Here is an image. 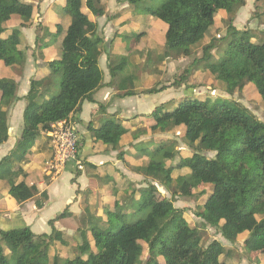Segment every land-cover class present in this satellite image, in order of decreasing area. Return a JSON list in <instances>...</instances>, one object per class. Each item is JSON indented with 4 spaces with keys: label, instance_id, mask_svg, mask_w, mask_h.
<instances>
[{
    "label": "trees",
    "instance_id": "obj_1",
    "mask_svg": "<svg viewBox=\"0 0 264 264\" xmlns=\"http://www.w3.org/2000/svg\"><path fill=\"white\" fill-rule=\"evenodd\" d=\"M35 1L0 0V63L5 67H23L26 62V53L20 49V29L32 24ZM141 1L148 0H115L117 4H127L128 7ZM245 5V0H160L157 7L143 9L166 25L162 59H174L180 53L189 57L198 47L203 54L206 53L220 39L213 38L207 45H201L207 34L214 30L217 32L214 27L216 15L225 13L226 33L230 38L222 55L207 64L205 71L224 86L228 95L252 84L264 98V42H252L249 30L237 35L233 25L236 13ZM253 6L255 10L250 17L262 20L264 0H254ZM63 11L69 17V23L61 42V55L46 64L47 77L30 82L24 97L22 133L14 148L0 161V180L8 182L9 179L25 178L26 174L19 165L27 160L40 134L65 119L70 118L77 123L82 104L93 102V94L103 85V73L99 67L103 39L96 34V26L88 16L107 15L105 5L102 0H65ZM13 19L19 21V27L2 38L7 22ZM35 45L37 49L38 38ZM179 48L182 50L175 54ZM183 77L172 85L184 84ZM54 78H58V90L48 97L56 86ZM116 89L123 92L118 94L119 97L136 94L125 86ZM162 89L151 88L138 93L151 94ZM16 92L15 81L0 79V144L8 139L7 111L17 100ZM103 107L100 105L99 109ZM150 117L155 122L152 130L169 132L182 127L184 141L193 148V152L168 168L167 161L177 153L175 140L162 141L151 150L146 149L147 165L134 169V172L163 186L172 199L154 201L158 192L150 186L140 191L137 209L145 212L136 221L124 222L122 208L107 212L111 221L103 229L104 238L95 240L93 236V239L95 247L111 254L112 259L102 261L91 252L84 255L89 248L85 233L76 219L64 211L49 221L52 226L49 235H35L29 228L0 232V264H229L220 261V257H230L232 247L218 246L216 241L203 248L198 260L196 251L203 232L197 233L198 228L188 224L184 210L175 208L173 199L201 197L206 191L195 194L193 187L198 183H192L190 177L172 178L173 172L183 169L203 186H211L203 205L195 212L202 226L217 228L220 236L232 244L245 234L244 251L264 257V123L239 103L220 100L212 103L209 99L198 98L180 102L171 111H165L160 105ZM89 132L94 143L116 150L128 130L111 116L96 128L90 126ZM208 153L214 155L207 157ZM8 185V194L18 203L39 193L34 185L28 186L24 181ZM41 196L46 200V193ZM55 222L80 232L83 244L78 251L81 255L66 260L55 255L50 262L51 246H68L70 240L69 236L53 227ZM170 224L175 226L171 234L168 232ZM93 229L100 228H90ZM3 247L10 250L13 261L4 254ZM145 252L147 257L142 260Z\"/></svg>",
    "mask_w": 264,
    "mask_h": 264
},
{
    "label": "crops",
    "instance_id": "obj_2",
    "mask_svg": "<svg viewBox=\"0 0 264 264\" xmlns=\"http://www.w3.org/2000/svg\"><path fill=\"white\" fill-rule=\"evenodd\" d=\"M113 1L115 4L114 9L109 11L108 1L102 0L106 7L107 15L97 17L94 21L91 20L96 26V34L103 39L102 54L99 58V67L103 73V85L93 94V102L85 101L82 104L81 112L77 116L76 120L78 122L76 126L81 134V149L78 158L74 161H69L55 179L47 177L43 170L45 163L50 158L51 149L45 133L42 132L27 160L19 165L25 172L26 177L19 178L17 181L14 179H9L8 182L0 180V232L29 228L35 235H49L52 232V226L49 221L67 211L76 219L82 232L85 233L86 241L91 245L94 240L90 233V228H100L98 224L94 223L95 217L102 215L109 207L115 210L121 209L122 201L128 197L129 193L137 194L150 186H154L158 193H161V189H164L166 194L169 193L157 182H153L142 174L134 172V169L147 165L146 149L151 150L162 141L175 140L171 135L175 131H179V128L183 132L182 127L175 128L169 132L152 130L155 122L150 117V114L160 105L163 108H168V106H174L173 102H182L179 96L186 94L189 91L186 90L187 88L193 87L197 88L198 91L203 90L202 88L199 89V87H203V74L198 77L200 79L198 86H187L186 84L174 86L172 81L167 80L163 83L154 81L153 75L156 73H163L165 76L167 73L175 75L177 73V63L183 60L184 57L178 62L174 61V59H171L172 62L170 63L160 61L158 67L150 74L143 73L141 77L138 76L135 70L125 71L115 67L113 63L116 58L112 53V47L119 36V32L126 31V26L132 23V14L130 13L131 7H128L127 4H117L115 0ZM52 2L53 0L34 2L36 11L32 24L27 28L20 29L22 34L20 49L25 51L27 57L24 66L5 67L3 63H0V79H12L17 84V100L7 111L8 139L0 144V161L10 153L21 136L23 112L26 105L24 97L28 93L31 80L44 78L49 74L46 64L52 60L47 61L43 65L40 61L42 60V52L37 49L36 65H29V60L33 59L32 53L26 52V46L28 42L34 45L36 43L37 31L35 28L37 23L34 21L36 13L49 8ZM243 8H240L236 13L233 22L235 28L238 17L243 21L245 15L250 12L249 8L245 12H241ZM218 15H220L219 19L226 18L227 20L225 13L221 12ZM245 26L244 24V29L246 28ZM6 27L7 30L1 35L2 38L7 37L13 28L19 27V21L16 19L10 20L7 22ZM151 31L152 22H147L142 34L149 35ZM165 31L166 25L162 28V35L160 40H158L162 46L165 45ZM133 35L135 34L133 33ZM220 35L212 31L211 34L206 36L210 42L211 39L218 38ZM123 36L127 37L126 35ZM148 51L149 53L151 52V50ZM46 57L50 58V56ZM126 59H131L135 67L139 62L138 57H130L128 54L121 56L122 61ZM37 62L39 63L38 65ZM162 63L169 67V71L162 70ZM144 69L145 67L142 70ZM120 86L128 87L130 88L129 91H134L136 94L119 97L118 94L123 92L118 91L116 88ZM161 87L163 88L161 91L151 94L138 93L151 88L160 89ZM198 91L195 89V91L189 92ZM100 105L104 106L102 110L99 109ZM111 116L121 121L128 130V133L121 138L116 150L111 149L107 145L94 143L89 132L90 126L96 128L103 120ZM148 142H151V147L145 146V143ZM127 153L129 155H126ZM190 154L187 156H190ZM183 174L180 171H175L172 173V178ZM20 181H24L28 186L34 185L39 191L38 195L23 203L16 202L8 194V184L10 182L19 183ZM205 191L207 194L208 191ZM42 193H46V200L41 196ZM202 197L206 198V195ZM38 204L41 206H38ZM53 227L70 237L68 246L63 247L55 244L56 249L64 250L70 254L74 250H78V247L83 244L80 232L66 229L58 222L53 223ZM240 237H242L240 241L243 243L246 235L242 234L238 239ZM254 255L257 256V254Z\"/></svg>",
    "mask_w": 264,
    "mask_h": 264
},
{
    "label": "rangeland",
    "instance_id": "obj_3",
    "mask_svg": "<svg viewBox=\"0 0 264 264\" xmlns=\"http://www.w3.org/2000/svg\"><path fill=\"white\" fill-rule=\"evenodd\" d=\"M41 0H36V3H39ZM108 1V8L109 11L114 9V1L113 0H107ZM246 5L243 8V11L250 10V12L245 15V18H243V21L239 19L238 17L236 21V34L239 35L245 30H249V32L252 34L251 41L255 43L264 42V18L262 20H259L257 18H251L250 14L253 10V3L254 0H245ZM51 2V1H50ZM49 2V3H50ZM160 0H148V1H141L138 2L135 5H131L130 13L132 14V23L126 26V31H120L119 36L115 40L113 47H112V53L114 57L116 58V61L113 63L115 67L121 68V70L130 71L135 70L139 77L143 75V73L150 74L155 68L158 67V63L160 61H164L165 63L172 62L171 59H162V55L164 52L165 45H160L159 41L162 35V28L165 27L164 22L161 20L150 16L148 12L143 9L145 7H152L155 8L159 5ZM65 5V0H53L49 8H46L44 10H40L38 13H36V28L37 31L36 38H38V48L42 52L41 56V63L43 65L46 64L49 60H54L60 57L61 55V40L63 36L65 35L66 27L69 23V17L64 13L63 6ZM220 15H216V22L214 27L217 29L216 34H224L223 36H218L217 39H220L219 41H216L214 44V47H212L210 50H208L206 53H202V50L198 47L196 51L194 50V53L190 55L189 57H184L180 53L179 56L174 58V61H180L184 57L183 60H181L176 66L175 75H172L171 73L165 74L163 73H156L153 75L154 81L159 83H163L165 81H172L178 82L181 79V76H184V84L187 86H198V81L200 80L198 77H200V74H203L202 76V88L203 90H199L197 88H187L186 90L189 91H195V89L198 92H187L184 95H180L179 98L181 101H185L189 98H198L200 100L209 99L212 103L215 100L220 101H230L232 103H239L245 108H247L251 113H253L257 119L264 123V98L261 97L257 91L255 90L254 86L252 84L245 85L242 90L234 93L233 95H228L224 92V86L221 83H218L217 81H214L213 78H211L207 72L205 71V67L207 64L214 62L217 58H219L222 55L223 49L226 46L229 36H227L226 33V27H227V21L226 18L219 19ZM95 18L92 15L88 16V19L95 20ZM257 19V20H256ZM260 21V22H259ZM147 22H152V31L149 35H143L142 32L146 27ZM242 23V24H241ZM244 24L246 25L245 29L243 28ZM217 25V27H216ZM215 32V30H214ZM133 33L135 35H133ZM28 34V33H26ZM25 34V35H26ZM139 34V35H138ZM211 34V33H210ZM2 35V34H1ZM122 35H126L127 37H122ZM209 35V34H208ZM28 37V36H27ZM207 37V36H206ZM224 38V39H223ZM28 39V38H27ZM210 40V39H209ZM208 37L205 38L204 42L201 46L207 45L208 43ZM115 45V47H114ZM36 45L33 43L28 42L26 46V52L32 53V59L29 60V65H36ZM199 49V50H198ZM148 50H151L149 53ZM182 49H176L174 51L175 54H177V51H181ZM129 55L130 57H138V64L137 66H133L131 59L121 60V56ZM59 55V57H57ZM46 56H50L48 59ZM39 63L37 62V65ZM160 64V63H159ZM163 67L162 70H165L166 72L169 71V67H166V64H161ZM145 67L144 70H142ZM55 82L54 85H56L53 90L47 95L50 97L51 95H54L57 93L58 90V78H54ZM150 81V80H149ZM188 83V84H187ZM207 86V87H206ZM210 87V88H208ZM173 107L164 108L165 111H171L175 107H177L178 103L173 102ZM172 138L176 140L177 143V153L174 156L173 159L167 161V167L174 165L175 162H178L182 158H185V156L189 155L193 152V148L189 145H186L184 138L182 136V131L179 128V131H175L173 135H171ZM145 146L151 147V142L145 143ZM126 155H129L127 153ZM207 157H212L214 154H206ZM168 171V170H167ZM180 171L183 176H187L191 178V182L198 183V185H195L193 190L196 192L195 194H199L202 190L210 191V185L203 186V184L196 179L195 177L191 176L190 172L188 170H177L176 172ZM162 193V194H161ZM161 193H157L154 195V201L159 200H169L171 198V194L164 191V189H161ZM207 196V194H204V196ZM141 194L138 192L135 193H129L127 199H124L122 201V209L121 211L125 213V219L124 222L131 223L136 221L138 218H140L145 210H138L137 205L140 202ZM205 197L200 196H194L191 198H182L178 197L173 199L175 208L183 209L184 210V217L187 220L188 224L191 226H195L198 228L197 233H201V236H203L202 241L200 245L197 248L196 254L198 257V260H200L201 257V251L203 248H205L208 244L212 243L213 241H216V244L221 247H227L231 246L232 254H230V257L222 256L220 257V261H225L229 264H264V257L263 255H253L248 254L247 252L243 251L242 246V240L240 237L238 241H236L234 244L226 241L219 235V230L214 227H210L207 225L206 228L202 226V221L195 216V212L199 210V208L203 205ZM113 209L109 207L107 210L104 211V213L98 217H95L94 223L98 224L100 226V229H93L90 231L92 234V237H96L97 239H103L104 238V231L103 229L108 227V221H111V217L107 212H112ZM94 226V224H93ZM175 229V226L173 224H170L168 227V232L171 234L172 231ZM94 240V239H93ZM94 240V241H95ZM92 242L91 245H89V248L87 253H94L97 255V257L102 261H108L112 259L113 257L111 254L104 250H98L97 247H95L94 243ZM4 254L9 258L10 261H13V255L10 252V250L6 247H3ZM58 256L60 260H66L69 257H73L76 255H81V253L78 250H74L73 253H66L64 250H58L55 248L54 245L51 246V253H50V262L52 260L53 256ZM83 255V256H84ZM147 257V252L143 254L142 260H145Z\"/></svg>",
    "mask_w": 264,
    "mask_h": 264
},
{
    "label": "built area",
    "instance_id": "obj_4",
    "mask_svg": "<svg viewBox=\"0 0 264 264\" xmlns=\"http://www.w3.org/2000/svg\"><path fill=\"white\" fill-rule=\"evenodd\" d=\"M45 135L51 155L43 171L47 177L55 179L69 161L78 158L81 134L76 123L69 118L51 125V129Z\"/></svg>",
    "mask_w": 264,
    "mask_h": 264
}]
</instances>
